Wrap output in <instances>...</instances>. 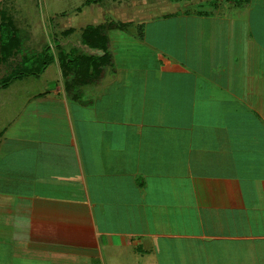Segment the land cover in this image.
<instances>
[{
	"label": "crops",
	"instance_id": "0c3cea01",
	"mask_svg": "<svg viewBox=\"0 0 264 264\" xmlns=\"http://www.w3.org/2000/svg\"><path fill=\"white\" fill-rule=\"evenodd\" d=\"M241 1L146 0L68 48L101 72L61 66L39 96L65 111L2 141L6 264H264V0ZM127 35L141 77L112 65Z\"/></svg>",
	"mask_w": 264,
	"mask_h": 264
},
{
	"label": "rangeland",
	"instance_id": "374dc122",
	"mask_svg": "<svg viewBox=\"0 0 264 264\" xmlns=\"http://www.w3.org/2000/svg\"><path fill=\"white\" fill-rule=\"evenodd\" d=\"M146 0H0V188H6L2 175L6 166V153L3 151V140L6 134H14L18 127L33 128L44 122V116L50 111H65L62 94L56 101L50 94L39 96L40 93L53 88L62 82V56L71 46L83 43L81 32L90 25L107 23V16L114 18L120 14H128L134 18L148 9ZM189 1V0H187ZM210 1V0H209ZM216 4L225 3L224 7L201 4L190 5V9L210 10L225 13L241 11L230 7L233 0H215ZM235 1V0H234ZM100 2V4H99ZM148 2V0H147ZM192 2V1H190ZM239 5L240 0L233 2ZM189 5V4H188ZM187 5V6H188ZM185 3L181 4L183 10ZM160 10H154L159 14ZM239 11V12H238ZM106 22H105V21ZM125 21V20H123ZM125 24V22H123ZM132 23V22H131ZM15 30H10V26ZM121 23H113V28H107L108 34L124 32L127 27H117ZM130 24V23H128ZM107 25H110L107 24ZM133 25V23H132ZM5 27V30H3ZM124 27V26H123ZM135 31L136 27L130 26ZM10 36H8V34ZM124 35H126L124 33ZM14 42L9 46L10 41ZM132 39L129 35L122 43L116 41L111 50L117 56L112 65L115 68H126L125 76L141 77L137 72L142 65L141 51L130 48ZM86 44V43H85ZM79 45V44H78ZM83 45V44H81ZM87 46L91 47L89 44ZM70 53V52H69ZM58 54V56H57ZM73 52L70 53L72 57ZM59 57V61H58ZM138 63V65H137ZM140 63V64H139ZM136 68V69H135ZM139 71V70H138ZM23 72L20 78H15L10 84L3 85L5 79ZM134 72L136 74H134ZM134 74V75H132ZM64 77V76H63ZM66 77V76H65ZM125 93L122 96L124 97ZM42 97L52 98L47 102ZM61 98V100H60ZM68 99V97H67ZM44 101H46L44 103ZM49 115V114H48ZM35 124V125H34ZM44 124V123H43ZM6 233L0 236V264H6Z\"/></svg>",
	"mask_w": 264,
	"mask_h": 264
},
{
	"label": "trees",
	"instance_id": "16d2710c",
	"mask_svg": "<svg viewBox=\"0 0 264 264\" xmlns=\"http://www.w3.org/2000/svg\"><path fill=\"white\" fill-rule=\"evenodd\" d=\"M10 30H15V27L12 25H6ZM114 27L113 23H110V25H90L87 26L82 33V40L84 43L89 44L92 48L100 47L103 48L106 51L107 46V40L108 37L106 35V29L107 28ZM1 30V28H0ZM3 30H5V27H3ZM8 34V33H7ZM8 36H10L8 34ZM9 46H13L14 42L11 40L8 44ZM106 55V54H105ZM68 57H70V60H68ZM100 58L98 56H88L84 54H75L72 55V57L69 54L62 56V62L61 65L64 68V74L67 75L68 72H71L74 70V82L82 83L83 77L88 75L89 77L87 80H91V78L97 76L101 72L102 63H100ZM23 72L16 73L9 78L5 79L3 82V85L10 84L15 78H20L22 76ZM91 75V77H90ZM70 85H67L69 87Z\"/></svg>",
	"mask_w": 264,
	"mask_h": 264
}]
</instances>
